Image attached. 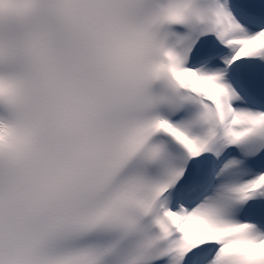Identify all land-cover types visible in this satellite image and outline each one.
Listing matches in <instances>:
<instances>
[{"label": "snow or ice", "instance_id": "1", "mask_svg": "<svg viewBox=\"0 0 264 264\" xmlns=\"http://www.w3.org/2000/svg\"><path fill=\"white\" fill-rule=\"evenodd\" d=\"M0 264H264V0H0Z\"/></svg>", "mask_w": 264, "mask_h": 264}]
</instances>
